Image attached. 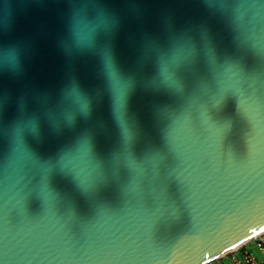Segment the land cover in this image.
<instances>
[{
  "label": "water",
  "instance_id": "95a60500",
  "mask_svg": "<svg viewBox=\"0 0 264 264\" xmlns=\"http://www.w3.org/2000/svg\"><path fill=\"white\" fill-rule=\"evenodd\" d=\"M264 231V0H0V264H204Z\"/></svg>",
  "mask_w": 264,
  "mask_h": 264
},
{
  "label": "built area",
  "instance_id": "2783aa9c",
  "mask_svg": "<svg viewBox=\"0 0 264 264\" xmlns=\"http://www.w3.org/2000/svg\"><path fill=\"white\" fill-rule=\"evenodd\" d=\"M249 245H253L259 255L249 249ZM225 258L229 259L230 263H227ZM204 264H264V231Z\"/></svg>",
  "mask_w": 264,
  "mask_h": 264
},
{
  "label": "rangeland",
  "instance_id": "374dc122",
  "mask_svg": "<svg viewBox=\"0 0 264 264\" xmlns=\"http://www.w3.org/2000/svg\"><path fill=\"white\" fill-rule=\"evenodd\" d=\"M248 248H249V249H252L256 255H259L258 250H257L253 245H249ZM225 261H226L227 263H230L229 259H227V258H225Z\"/></svg>",
  "mask_w": 264,
  "mask_h": 264
}]
</instances>
